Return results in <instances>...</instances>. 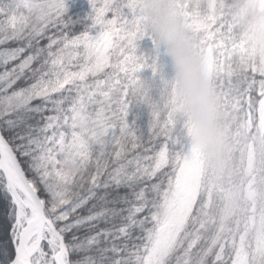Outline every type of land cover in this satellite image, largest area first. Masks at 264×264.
Segmentation results:
<instances>
[{"label": "snow or ice", "instance_id": "1", "mask_svg": "<svg viewBox=\"0 0 264 264\" xmlns=\"http://www.w3.org/2000/svg\"><path fill=\"white\" fill-rule=\"evenodd\" d=\"M88 3L81 30L65 0H0V264H264V52L222 0H176L220 97L224 173L192 139L140 0Z\"/></svg>", "mask_w": 264, "mask_h": 264}, {"label": "clouds", "instance_id": "2", "mask_svg": "<svg viewBox=\"0 0 264 264\" xmlns=\"http://www.w3.org/2000/svg\"><path fill=\"white\" fill-rule=\"evenodd\" d=\"M222 3L238 22L249 47L259 56L264 52V0H222ZM175 4L176 0H140L147 31L170 60L180 110L191 124L192 139L212 166L228 173L233 162L220 97L205 75L202 58L195 51L196 41L185 29ZM86 122L87 115L80 113L81 126ZM63 156L67 161L66 172L79 170L71 153L65 152Z\"/></svg>", "mask_w": 264, "mask_h": 264}, {"label": "trees", "instance_id": "3", "mask_svg": "<svg viewBox=\"0 0 264 264\" xmlns=\"http://www.w3.org/2000/svg\"><path fill=\"white\" fill-rule=\"evenodd\" d=\"M65 3L67 8L66 17L70 18L74 22V28H79L82 30L83 27H85L88 23L86 18L90 15L86 3L81 2L80 0H65ZM44 43H46V41H44ZM152 51L153 46L150 40L145 39L139 43L138 52L151 54ZM158 65L162 67L166 78H172L173 73L171 69V63L169 58L165 55L162 46L159 47ZM138 76H140L142 79H150L151 72L150 70H144L138 73ZM153 98H156L155 93H153ZM136 117H139V124H146L148 119L146 109H144L142 106H133L130 112L129 121L131 122V120ZM3 211V205H0V222L6 219L3 215Z\"/></svg>", "mask_w": 264, "mask_h": 264}, {"label": "rangeland", "instance_id": "4", "mask_svg": "<svg viewBox=\"0 0 264 264\" xmlns=\"http://www.w3.org/2000/svg\"><path fill=\"white\" fill-rule=\"evenodd\" d=\"M80 1L86 3L87 8H88V10H89V13L91 14V8H90V5H89V3H88V0H80Z\"/></svg>", "mask_w": 264, "mask_h": 264}]
</instances>
